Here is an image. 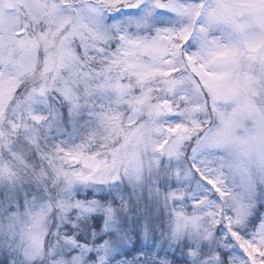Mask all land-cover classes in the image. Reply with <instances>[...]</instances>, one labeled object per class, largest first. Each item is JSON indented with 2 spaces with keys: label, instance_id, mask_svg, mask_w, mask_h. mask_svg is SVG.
<instances>
[{
  "label": "snow or ice",
  "instance_id": "obj_1",
  "mask_svg": "<svg viewBox=\"0 0 264 264\" xmlns=\"http://www.w3.org/2000/svg\"><path fill=\"white\" fill-rule=\"evenodd\" d=\"M0 264H264V0H0Z\"/></svg>",
  "mask_w": 264,
  "mask_h": 264
},
{
  "label": "rangeland",
  "instance_id": "obj_2",
  "mask_svg": "<svg viewBox=\"0 0 264 264\" xmlns=\"http://www.w3.org/2000/svg\"><path fill=\"white\" fill-rule=\"evenodd\" d=\"M4 10L5 12H7L8 14H15L17 9L15 7V5L13 6H8L7 4L4 5ZM133 87L135 86V84L132 85ZM127 85L126 86H120L119 82H117V84L115 86L111 87V91L114 92L116 94L117 97L121 96L126 90H127ZM159 92L156 93H152L153 96L155 95H159ZM136 99V98H134ZM138 104H143L145 105V107H147V101L145 99H138L136 101ZM113 107H115V102L113 103ZM140 110V109H137ZM229 115H231L233 109L232 107H227L225 109ZM124 113L123 111L117 112L116 116L117 118L113 121V124H115L116 126V130L118 131L119 135L124 134L126 128H127V122L125 121V126L124 128H120V118L123 117ZM256 126V121L251 117V116H245L242 120V122L240 123V125L235 129V133L239 136H243L245 135L246 130L247 131H251L255 128Z\"/></svg>",
  "mask_w": 264,
  "mask_h": 264
}]
</instances>
